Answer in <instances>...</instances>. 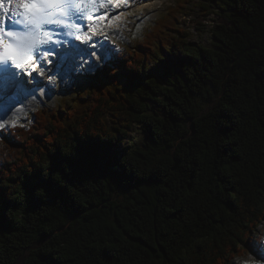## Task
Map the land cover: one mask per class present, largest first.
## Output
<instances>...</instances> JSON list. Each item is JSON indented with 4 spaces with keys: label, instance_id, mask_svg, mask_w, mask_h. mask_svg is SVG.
I'll return each instance as SVG.
<instances>
[{
    "label": "trees",
    "instance_id": "1",
    "mask_svg": "<svg viewBox=\"0 0 264 264\" xmlns=\"http://www.w3.org/2000/svg\"><path fill=\"white\" fill-rule=\"evenodd\" d=\"M206 1L227 21L212 30V47L188 41L176 21L190 0H176L135 28L133 49L115 52L143 70L133 92L106 65L71 102L4 131L0 264L22 254L21 264H231L250 251L264 226V0ZM160 49L179 68L163 80L147 73ZM134 126L144 139L122 159L141 180L118 187L96 172L74 188L81 211L71 217L22 191L25 173L53 156L93 142L119 147Z\"/></svg>",
    "mask_w": 264,
    "mask_h": 264
},
{
    "label": "snow or ice",
    "instance_id": "2",
    "mask_svg": "<svg viewBox=\"0 0 264 264\" xmlns=\"http://www.w3.org/2000/svg\"><path fill=\"white\" fill-rule=\"evenodd\" d=\"M123 6L128 5L125 2ZM115 7L119 5L107 0H0V121H3L0 122V139H6L4 131L17 126L15 121L9 123L5 117L20 102L21 92L31 95L39 89L43 83L39 76L43 74L44 65L51 63L48 58L60 55L55 46L62 41L54 39L58 33L49 30L48 26L54 25L64 35L75 36L77 40L82 37L91 40L105 22L108 9ZM101 10H104L102 14ZM112 19L120 17L113 16ZM112 19L107 22L111 23ZM101 62L109 65L111 79L121 84L135 87L143 78V70L125 67L111 48L101 51ZM26 70L32 78L31 85L22 78ZM177 71L179 68L171 58H162L149 74L163 80ZM122 156V150L110 141L77 146L53 156L49 165L26 172L21 179L22 191L37 206L57 203L68 216L78 215L81 209L74 188L85 179H96V172L108 179L110 185L118 187L142 179L129 171L128 162ZM8 208L6 194L0 190V225L6 219L4 213ZM247 247L257 259L243 264H264V238L253 237Z\"/></svg>",
    "mask_w": 264,
    "mask_h": 264
},
{
    "label": "rangeland",
    "instance_id": "3",
    "mask_svg": "<svg viewBox=\"0 0 264 264\" xmlns=\"http://www.w3.org/2000/svg\"><path fill=\"white\" fill-rule=\"evenodd\" d=\"M129 4H131L130 8L123 11L120 19H117L118 22L114 20V22L116 21L114 24L109 23L107 25L110 27L111 32L108 33L106 39L101 40L96 45V48H88L76 56L80 57L81 55L83 60H80L81 57L76 58V60L73 58L71 62L64 64V68L60 70L59 74L50 83H47L44 78H41L40 80L43 83L33 94L28 95L26 91H22L23 93L20 94V102L8 113L5 120L9 123L15 121L18 125H26L30 122L32 112L36 108L47 107L51 109L60 100H65L67 103L71 102L75 98L78 86L88 88L93 83L95 77L103 73L106 66V64L101 62V51L103 49L111 48L115 52L133 49V31L135 28L139 29L143 24H149L155 17L166 13L176 4V0H130ZM136 6L140 7L138 8ZM203 7L206 10L208 9V13L204 14ZM182 12L176 21V25L189 33L188 41L195 45L212 47V30L218 24L227 25L224 11L213 6H208L206 0H190L187 8ZM97 41L96 39L95 42ZM155 45L157 48L160 47L158 43H155ZM160 51L159 57L161 59L171 58L175 63L174 56L165 53L162 49ZM158 61L159 59L149 63L148 74ZM90 65H92L91 68L89 67ZM122 85L126 91L133 92L132 87L125 84ZM143 139L144 132L141 127L134 126L128 131L125 140L119 145V148L124 149L132 146H140ZM253 237L264 238V226L262 224L258 225L257 232L252 233L250 239ZM256 259L252 252L248 251L236 257L231 264H243L244 261H253Z\"/></svg>",
    "mask_w": 264,
    "mask_h": 264
},
{
    "label": "bare ground",
    "instance_id": "4",
    "mask_svg": "<svg viewBox=\"0 0 264 264\" xmlns=\"http://www.w3.org/2000/svg\"><path fill=\"white\" fill-rule=\"evenodd\" d=\"M127 3V7H124L123 5H124V3ZM129 2H130V0H120L118 3H112L113 5H119V7H115L114 9H108V12L110 13V18L109 19H112V17L113 16H120V15H123L122 13H123V11H125L127 8H130V6H131V4H129ZM137 4V3H136ZM135 4V5H136ZM136 7H140V6H136ZM133 10V9H132ZM136 11V10H135ZM126 13V12H125ZM114 20H117V19H112V22H111V24H114L115 22H114ZM119 20V19H118ZM118 20H117V22H118ZM110 26H112V25H110ZM113 28V27H112ZM106 29H107V27H106ZM111 31V30H110ZM96 36H93V39L91 40V42H95V40L97 39L98 40V38H99V35L98 34H95ZM91 45L90 44H88V46H85L84 48H83V50H87L88 49V47H90ZM83 55V54H82ZM78 56V55H77ZM81 57V58H80ZM80 57H75L74 59L76 60V58H80V60H83V57L80 55ZM59 67L60 66H62V61L61 60H56V62H55ZM55 69H59V68H55ZM48 76V75H47ZM21 93H23V92H21ZM21 98V95H20V97H19V99Z\"/></svg>",
    "mask_w": 264,
    "mask_h": 264
},
{
    "label": "water",
    "instance_id": "5",
    "mask_svg": "<svg viewBox=\"0 0 264 264\" xmlns=\"http://www.w3.org/2000/svg\"><path fill=\"white\" fill-rule=\"evenodd\" d=\"M23 257H24V254H22V255L20 256V258H19L18 261H17V264H21V262H22V260H23Z\"/></svg>",
    "mask_w": 264,
    "mask_h": 264
}]
</instances>
